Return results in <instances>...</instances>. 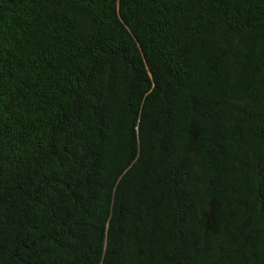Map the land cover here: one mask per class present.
I'll list each match as a JSON object with an SVG mask.
<instances>
[{
  "label": "trees",
  "instance_id": "obj_1",
  "mask_svg": "<svg viewBox=\"0 0 264 264\" xmlns=\"http://www.w3.org/2000/svg\"><path fill=\"white\" fill-rule=\"evenodd\" d=\"M0 264H264V0H0Z\"/></svg>",
  "mask_w": 264,
  "mask_h": 264
}]
</instances>
